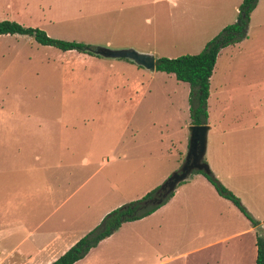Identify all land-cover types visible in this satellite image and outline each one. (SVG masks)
Segmentation results:
<instances>
[{
    "label": "rangeland",
    "instance_id": "rangeland-1",
    "mask_svg": "<svg viewBox=\"0 0 264 264\" xmlns=\"http://www.w3.org/2000/svg\"><path fill=\"white\" fill-rule=\"evenodd\" d=\"M170 2L0 0V20L41 29L51 38L130 47L155 58L198 53L202 47L196 46L192 32L196 25L174 26L177 8ZM188 8L190 12L195 6ZM262 22L264 0L250 15L247 41L239 53L227 48L218 55L215 75L232 55L220 83L241 73L237 80L245 90L238 102L223 110L225 96L219 91L221 101L212 104L214 80H209L205 124L210 129L202 157L209 171L258 220L264 219V176L255 173V162L261 154L264 157V63H258L264 58V26H257ZM256 84L262 86L260 94ZM188 91V84L172 74L150 72L123 58L60 51L36 43L30 35L0 34V105L33 120L36 132L33 143L24 138L19 144L3 145L7 155H24V167H0V203H7L0 210L15 217L16 202L27 199L31 186L37 190L39 225L33 233L48 238L31 264L56 259L63 246L108 206L140 198L180 167L188 147ZM237 119L250 125L226 132L227 124ZM28 152L32 156L26 157ZM235 160L242 165L233 166ZM28 163L36 166L26 167ZM216 207L222 211L215 218L219 228L230 214L225 204ZM62 229L65 236L58 238ZM224 245L211 249L220 256Z\"/></svg>",
    "mask_w": 264,
    "mask_h": 264
},
{
    "label": "crops",
    "instance_id": "crops-1",
    "mask_svg": "<svg viewBox=\"0 0 264 264\" xmlns=\"http://www.w3.org/2000/svg\"><path fill=\"white\" fill-rule=\"evenodd\" d=\"M163 1H171L172 7L177 8L172 18V21L175 22L174 26L196 25V29H192V32L193 38L197 39L196 46L199 47H203L206 41L224 25L235 20L237 7L241 2V0ZM260 2L261 0L256 1L254 8L249 13V19ZM193 6L195 8L188 12L190 9L188 7ZM257 26H264V22ZM246 41L247 37L221 48L215 58L209 77V80H214L211 101L212 104L219 103L221 100L219 101L217 93L222 91L225 96L224 101L220 103L223 105V110H229L232 103L238 102L237 100L242 96L241 89L244 88L237 79L243 74L236 73L231 76L230 82L220 83L224 74V65L232 55L224 62L220 72L215 75L218 55L227 48H234V52L239 53ZM258 63H264V58ZM245 85L251 88L253 84ZM262 90V86L256 84L255 92L258 94ZM261 96H264V93H261ZM256 110L259 112V107ZM237 121L239 119L227 124L226 132L250 125ZM33 127V120H25L23 115L15 109L0 105L1 168L5 163L15 167L16 170L24 167V155L19 152L7 155L3 145L4 143L19 144L23 142L24 138L33 143L34 133H36L32 130ZM209 129L210 126H208ZM229 144L232 145V143ZM228 151L227 144L226 152L228 153ZM31 154L28 152L25 156L30 157ZM26 165L29 168L36 166L34 163ZM232 165L241 166L242 163L235 160ZM257 172H261L264 176L263 154L255 162V173ZM186 178L175 186L171 196L164 203L141 218L122 222L111 234L99 240L72 264H255V232L245 216L229 200L219 196L201 173L195 172L192 178L187 180ZM30 189L31 192L27 194V199L16 202L18 211L15 217L9 216L6 210H0V264H31L39 249L41 250L47 245L43 241L48 237L44 238V234L41 233H33L39 225L40 202L36 195L37 190H34L33 186ZM249 200L255 199L249 198ZM221 203L227 206L226 209L230 216L223 217L220 221L221 227L217 228L215 218L216 216L221 217L222 211L216 207V204L220 205ZM121 204L122 202L119 201L100 212L95 219L86 224L74 240L63 246L59 252L60 255L80 236H83L85 231L93 228L105 213ZM3 205H7V203H0V209L3 208ZM233 210H236L240 215H237ZM157 212H160V215H156ZM257 221L264 230V219H257ZM62 223L59 224L62 225ZM61 225L58 226L59 229ZM20 229L23 230L21 235L11 242L12 236ZM65 233V229L59 230L58 238L65 236ZM219 244H225L220 256L217 251L211 249L214 245ZM53 259L52 261L55 260Z\"/></svg>",
    "mask_w": 264,
    "mask_h": 264
},
{
    "label": "trees",
    "instance_id": "trees-1",
    "mask_svg": "<svg viewBox=\"0 0 264 264\" xmlns=\"http://www.w3.org/2000/svg\"><path fill=\"white\" fill-rule=\"evenodd\" d=\"M256 1L241 0L237 7L235 20L224 25L215 35L206 41L198 53L182 54L173 58H155L154 70L170 73L176 80L188 84L190 124L198 125L206 123L208 81L217 53L221 48L246 37L249 13L254 8ZM0 34H26L30 35L40 45L52 46L60 51L76 50L81 53L94 55L91 51L92 45L51 38L41 29L22 26L10 20H0ZM192 171L201 173L219 196L229 200L249 220L255 232V264H264V230L259 226L258 221L246 211L239 199L226 189L210 171ZM157 188L155 187L147 191L140 198L123 203L105 213L93 228L75 241L50 264H72L81 258L99 240L111 234L122 222L138 219L152 212L172 194V191L169 192L158 204H143V200L152 197Z\"/></svg>",
    "mask_w": 264,
    "mask_h": 264
},
{
    "label": "water",
    "instance_id": "water-1",
    "mask_svg": "<svg viewBox=\"0 0 264 264\" xmlns=\"http://www.w3.org/2000/svg\"><path fill=\"white\" fill-rule=\"evenodd\" d=\"M91 51L94 55L103 58L126 59L137 66H141L148 71L154 70L155 58L152 54L142 53L133 48L113 49L104 46H93ZM208 130L207 124H190L188 126V147L184 161L180 167L172 172L157 188L154 195L143 200V204H158L165 196L173 191L175 186L183 181L192 170H202L208 172L209 168L202 157L205 150V139Z\"/></svg>",
    "mask_w": 264,
    "mask_h": 264
}]
</instances>
